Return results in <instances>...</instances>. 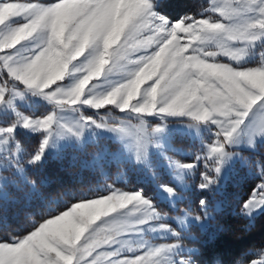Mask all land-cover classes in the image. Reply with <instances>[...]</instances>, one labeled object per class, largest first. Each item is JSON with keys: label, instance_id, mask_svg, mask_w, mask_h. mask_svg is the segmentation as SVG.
I'll list each match as a JSON object with an SVG mask.
<instances>
[{"label": "snow or ice", "instance_id": "6c2138e0", "mask_svg": "<svg viewBox=\"0 0 264 264\" xmlns=\"http://www.w3.org/2000/svg\"><path fill=\"white\" fill-rule=\"evenodd\" d=\"M158 7L159 0H0V105L15 114L11 123L0 126V144L14 141L21 151L17 126L46 132L28 159L35 164L52 135H62L67 127L57 111L34 118L17 110L15 98L21 92L16 85L22 82L42 91L57 109L115 105L137 114L212 120L219 131L209 157H217L219 173L225 158L234 154L230 146L245 120L258 103L264 109V51L254 66L239 63L264 38V0H213L198 14L202 18L185 15L175 22ZM208 12L219 16L203 18ZM226 57L231 59L225 62ZM77 73L73 84L62 85L66 75ZM94 78L101 79L90 85ZM101 82L107 91H98ZM121 130L135 136L138 154H146L151 142L146 120ZM256 133L264 134V110L256 113L251 135ZM178 166L192 169L195 164ZM260 171L264 176V166ZM203 181L201 187H207L214 177L205 172ZM261 206L264 180L241 210L251 214ZM153 218L159 219V213L142 193L115 189L70 205L25 236L0 239V264H195L174 257L179 240L133 247L122 238L135 224Z\"/></svg>", "mask_w": 264, "mask_h": 264}, {"label": "rangeland", "instance_id": "374dc122", "mask_svg": "<svg viewBox=\"0 0 264 264\" xmlns=\"http://www.w3.org/2000/svg\"><path fill=\"white\" fill-rule=\"evenodd\" d=\"M207 1L209 5L200 13L210 8L213 3V0ZM19 2H37V0H19ZM39 2L52 4L55 0H39ZM218 2H222V0H218ZM207 15H212L215 18L219 16V13L208 12L203 18H206ZM199 18L202 17L198 16L197 19ZM261 51H264V38L255 41L254 46L248 50L239 63L247 66L256 65L260 59ZM133 58L135 57L133 56ZM223 59L226 62L231 58ZM235 63L237 62L233 61L234 65ZM79 75L81 74L66 75L64 81L61 82L62 85L67 87L73 84ZM96 79L101 78H94L90 85L95 83ZM16 86L21 92V95L15 98L17 110L34 118L57 111L60 123L67 127L64 128L62 135H52L41 161L35 164L28 163V159L39 147L35 150L30 149L29 136L40 134L42 141L46 132L17 126L15 140L19 142L21 151L15 150L14 141L0 144L1 197L9 195L11 191L9 185L17 188L26 183L29 180L30 170L36 169L49 156L55 155L61 149L66 147L81 149L88 143H96L100 149L98 156L105 158L108 162L120 165L121 169L116 174L115 180L128 179L127 167H130L143 172L156 187L157 199L142 195L151 202L160 218L150 219L143 224H135V230L125 232L122 238L128 240L133 247L143 242L158 246L175 243L179 240V247L173 254L174 257L188 259L197 264L196 254L200 250L199 242L205 241L201 234L209 229L216 212L227 203L228 194L233 190L227 186L238 185L247 177H257L256 184L251 189L252 192L264 180L260 171V168L264 166V148H262L264 134L251 135L252 128L256 126V113L264 110L259 103L245 120L239 135L230 146V150L234 154L225 158L224 163L220 166V172L216 173L214 165L217 157H209V152L210 145L217 139L219 128L212 120L198 122L184 114H137L119 109L115 105H106L99 110L90 105L57 109L55 102L42 91L29 89L22 82H17ZM107 90L108 85L101 82L98 91ZM86 116L93 117V121H85L84 117ZM14 119V111L6 105H0V126H7ZM142 119L147 121L151 140L146 154H138L135 136L121 130L129 128L130 125L139 124ZM81 125H83L82 129ZM113 125H121V127ZM70 128L73 131H69ZM75 131H81V135L77 136ZM250 139L254 142V146L249 143ZM111 142L115 143V146ZM13 161L19 163H13ZM185 164H195V167L189 169L178 166ZM205 172L214 177V182L208 184L207 187H201ZM111 183L110 181L108 184L113 187ZM169 188L172 189L171 192L168 191ZM114 189L116 187H113L112 191ZM129 192L139 191L129 190ZM243 202L240 211L253 223L254 217L264 210V206L249 214L241 210ZM237 204L235 203L233 207L236 208ZM165 225L167 227H164ZM176 233H179L178 237ZM125 254L131 256L135 253ZM261 260H264V250L250 261L242 264H254V262L259 264Z\"/></svg>", "mask_w": 264, "mask_h": 264}, {"label": "trees", "instance_id": "16d2710c", "mask_svg": "<svg viewBox=\"0 0 264 264\" xmlns=\"http://www.w3.org/2000/svg\"><path fill=\"white\" fill-rule=\"evenodd\" d=\"M208 5L207 0H160L158 11L178 21L185 15L198 17ZM29 140L30 149L35 150L41 144V135H30ZM99 151L96 143H88L81 149L66 147L30 170L29 180L21 187L9 185V195L0 196V239L25 236L51 215L76 202L107 195L113 187L139 191L157 199L153 181L143 172L127 167L128 179L115 180L120 165L98 156ZM141 175L145 178L141 179ZM257 179L247 177L238 185L227 186L233 190L225 206L211 220L209 229L201 234L205 241L199 242L197 264H242L264 250V210L254 217L253 223L240 211ZM110 181L113 187L108 184Z\"/></svg>", "mask_w": 264, "mask_h": 264}]
</instances>
